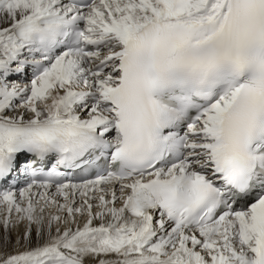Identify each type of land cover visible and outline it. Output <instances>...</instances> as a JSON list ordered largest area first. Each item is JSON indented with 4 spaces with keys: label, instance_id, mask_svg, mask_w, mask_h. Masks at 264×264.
Returning <instances> with one entry per match:
<instances>
[{
    "label": "snow or ice",
    "instance_id": "obj_1",
    "mask_svg": "<svg viewBox=\"0 0 264 264\" xmlns=\"http://www.w3.org/2000/svg\"><path fill=\"white\" fill-rule=\"evenodd\" d=\"M0 264H264V0H0Z\"/></svg>",
    "mask_w": 264,
    "mask_h": 264
}]
</instances>
